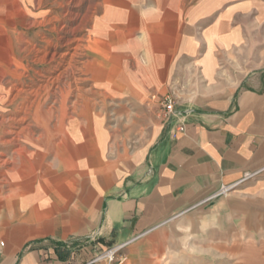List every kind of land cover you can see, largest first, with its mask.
<instances>
[{"label": "crops", "instance_id": "crops-1", "mask_svg": "<svg viewBox=\"0 0 264 264\" xmlns=\"http://www.w3.org/2000/svg\"><path fill=\"white\" fill-rule=\"evenodd\" d=\"M43 5L0 0V264H264V0H99L53 127L8 108Z\"/></svg>", "mask_w": 264, "mask_h": 264}, {"label": "rangeland", "instance_id": "rangeland-1", "mask_svg": "<svg viewBox=\"0 0 264 264\" xmlns=\"http://www.w3.org/2000/svg\"><path fill=\"white\" fill-rule=\"evenodd\" d=\"M98 1L44 0V5L39 8L40 13L44 9L47 16L39 21V36L33 37L31 47L26 39L23 43L24 53L27 47L29 50L33 48V58L36 55L34 47H37L39 62L29 63L32 68L23 70L20 85L12 90V94H20L21 97L16 102L9 101L8 108L21 106L25 110L38 98L40 110L52 109L51 117L38 119L39 127L47 121L53 127L56 122L66 119L58 117V112L70 109L75 99L79 67L83 60L82 40L90 27Z\"/></svg>", "mask_w": 264, "mask_h": 264}, {"label": "built area", "instance_id": "built-area-1", "mask_svg": "<svg viewBox=\"0 0 264 264\" xmlns=\"http://www.w3.org/2000/svg\"><path fill=\"white\" fill-rule=\"evenodd\" d=\"M160 108H159V115L160 118L166 122V123H170L173 118L178 116V112L176 111V99L175 96L172 93H168L166 94L160 101L159 104ZM179 130L181 132L184 131V124L182 123L179 126ZM251 176V175H250ZM249 177V176H248ZM247 177V178H248ZM236 185L233 186H228V187H223L218 193H216L213 197H217V196H222V195H227L230 190L232 188H234ZM122 246L119 247H115L113 249H110L109 251H107L104 255H102L101 258H107L110 261H113L115 255L118 253V251L120 250Z\"/></svg>", "mask_w": 264, "mask_h": 264}]
</instances>
